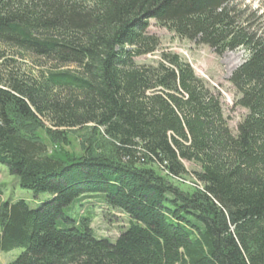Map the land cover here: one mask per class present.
I'll use <instances>...</instances> for the list:
<instances>
[{
    "label": "trees",
    "instance_id": "trees-1",
    "mask_svg": "<svg viewBox=\"0 0 264 264\" xmlns=\"http://www.w3.org/2000/svg\"><path fill=\"white\" fill-rule=\"evenodd\" d=\"M243 2L0 0V164L51 196L0 199V252L23 249L8 264H264V32ZM151 19L218 55L248 51L230 79L249 110L237 135L180 55L138 63L160 44ZM84 197L128 216L115 240L66 211Z\"/></svg>",
    "mask_w": 264,
    "mask_h": 264
},
{
    "label": "rangeland",
    "instance_id": "rangeland-1",
    "mask_svg": "<svg viewBox=\"0 0 264 264\" xmlns=\"http://www.w3.org/2000/svg\"><path fill=\"white\" fill-rule=\"evenodd\" d=\"M243 3V8L249 6L250 11H255L254 21L258 24L260 30L264 32V0H244ZM148 30L150 34L159 37L160 44L154 53L137 58L138 63H157L161 60L163 52L180 55L194 68L196 74L205 81L209 89L220 96L228 125L232 133L237 135L239 125L249 114V110L238 103L241 94L231 83L230 79L232 74L248 59V51L245 48H238L218 55L210 46L181 38L168 28L161 26L155 19L150 20ZM8 55L15 58L18 57L12 53H8ZM16 67H21L22 72L31 74L37 73L38 69H41L28 56L24 58L18 57ZM43 119L46 127L53 128L52 123L48 119ZM67 131L70 132L75 151L80 153L81 142L78 139L81 131H79L78 127L67 129ZM39 134L44 140H47L43 131H39ZM185 165L190 172L199 170V166L195 163L186 162ZM195 181L190 175L179 182L182 188L191 190ZM0 187L3 191L2 195H0L2 201L24 199L32 206H37L51 197L49 194H42L37 197L32 191L22 188L19 180L11 175L8 168L3 164H0ZM88 197L82 198L79 202H74L66 208V211L72 215H87L90 211L93 217L90 226L96 235L115 240L126 227L128 216L120 210L108 208L100 199ZM22 251V248H16L9 252H0V264H8L18 257Z\"/></svg>",
    "mask_w": 264,
    "mask_h": 264
}]
</instances>
